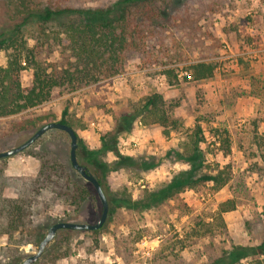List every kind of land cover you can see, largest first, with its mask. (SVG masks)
Returning <instances> with one entry per match:
<instances>
[{
  "label": "rangeland",
  "instance_id": "obj_1",
  "mask_svg": "<svg viewBox=\"0 0 264 264\" xmlns=\"http://www.w3.org/2000/svg\"><path fill=\"white\" fill-rule=\"evenodd\" d=\"M31 1L84 7L108 6L116 0ZM173 6L172 28L160 41L150 38L145 53L130 51L119 74L74 90L58 87L47 102L0 117V151L23 143L42 125L60 121L65 111L87 145L97 148L121 111L159 92L178 126L165 132L137 119L134 136L119 144L120 154L132 161L108 175L111 189L128 186L139 198L145 189L188 168L166 153L181 144L195 124L202 126L207 138L205 170L216 172L219 166L227 182L220 188L212 182L200 184L157 208L119 207L99 232L60 229L39 264H209L235 244L264 240V0H174ZM20 22L14 5L0 0V39L11 35ZM60 30L56 24L37 21L22 26L12 34L16 44L0 49V66H6L9 54L23 44L34 48L43 64L61 63L67 51L60 44ZM201 61L215 64L213 76L188 77V67ZM170 69L177 77L168 73ZM21 79L29 86L33 70H24ZM35 116L46 119L37 128L12 131V122ZM224 140L228 150L221 148ZM70 142L67 133L48 130L33 151L58 150L66 163ZM106 159L112 162L117 156L109 152ZM142 160L157 165L144 169ZM39 166V157L25 151L0 158V264H20L35 253L41 242L36 234L44 238L56 222L96 223L101 217L102 203L92 184L87 187L93 195L86 198L56 194L36 182ZM229 199L235 207L220 212L219 205ZM11 200L22 202L27 213L25 225L16 230L8 228Z\"/></svg>",
  "mask_w": 264,
  "mask_h": 264
},
{
  "label": "trees",
  "instance_id": "obj_2",
  "mask_svg": "<svg viewBox=\"0 0 264 264\" xmlns=\"http://www.w3.org/2000/svg\"><path fill=\"white\" fill-rule=\"evenodd\" d=\"M173 3L174 0H116L108 6L76 7L50 1L38 5L31 0H7L9 7L14 5L17 19L21 18L12 34L31 21L56 24L61 28L58 38L67 54L61 63L43 64L36 58L35 49L26 44L11 52L7 65L0 66V117L16 115L47 102L58 87L74 90L119 74L130 51L145 53L150 38L160 41L163 32L172 28ZM12 34H4L0 39V49L8 50L16 44V37ZM215 67L214 63L205 61L191 64L188 77L195 80L209 78L213 76ZM27 68L33 70V79L29 86H23L21 75ZM168 73L177 77L174 69L168 70ZM66 113H63L60 121L76 130L78 160L102 185L109 202V216L119 207L141 210L157 208L200 184L212 182L220 188L228 180L224 169L219 166L216 172L205 170L207 163L204 145L207 138L202 126L195 124L184 141L177 147L169 148L166 153L167 158L186 164L188 168L177 171L169 181L156 188L145 189L139 198L133 197L128 186L119 191L111 189L108 175L132 161V157L120 154L119 144L131 133L137 119L146 125L157 124L165 132L178 126V119L172 117L164 96L159 92L147 96L131 110L121 111L114 127L101 135L100 146L97 148L87 145L76 126L67 120ZM44 119L42 116L25 117L12 122L11 129L15 132L34 129ZM49 131L66 133L56 128ZM35 145L24 151L40 159L36 182H41L40 185L59 195L71 198L91 196L92 192L87 187L91 183L73 168L70 156L63 163L58 150L48 151L49 148H45L38 153L33 151ZM221 148L229 149L227 140L221 142ZM109 152L114 153L117 159L108 161L106 157ZM262 161L264 163V157ZM142 162L144 169L157 165L156 162ZM73 174L85 184H81ZM234 207L235 202L229 199L219 205V211L227 212ZM25 209L22 202L10 201L7 210L10 230L25 225ZM100 229L92 232H99ZM36 237L37 241L43 239L41 233H37ZM34 264H39V261ZM209 264H264V240L256 245L235 244Z\"/></svg>",
  "mask_w": 264,
  "mask_h": 264
},
{
  "label": "water",
  "instance_id": "obj_3",
  "mask_svg": "<svg viewBox=\"0 0 264 264\" xmlns=\"http://www.w3.org/2000/svg\"><path fill=\"white\" fill-rule=\"evenodd\" d=\"M60 129L65 131L70 137V159L72 166L75 170H77L87 181H89L95 188L100 201L102 203V214L100 219L96 223H85V222H73V221H59L54 223L49 229L45 237L41 240L38 245V249L35 253L26 257L20 264H34L36 263L42 254L45 251L47 245L54 240L57 235V232L60 229H74V230H97L100 229L108 219L109 214V202L105 191L100 184L99 180L91 173L87 167L81 164L77 157V148H78V134L76 130L61 121H52L42 125L33 135H31L27 140L23 143L10 148L8 150L0 151V158L11 157L16 154L23 152L29 146L34 144L45 132L50 129Z\"/></svg>",
  "mask_w": 264,
  "mask_h": 264
},
{
  "label": "built area",
  "instance_id": "obj_4",
  "mask_svg": "<svg viewBox=\"0 0 264 264\" xmlns=\"http://www.w3.org/2000/svg\"><path fill=\"white\" fill-rule=\"evenodd\" d=\"M251 1L256 2V3H260V2H262V0H251ZM263 11H264V9H263ZM255 13H258V10H255ZM261 15L264 16V12H263V14H261ZM137 125H138V126H143L141 121H138V122H137Z\"/></svg>",
  "mask_w": 264,
  "mask_h": 264
},
{
  "label": "crops",
  "instance_id": "obj_5",
  "mask_svg": "<svg viewBox=\"0 0 264 264\" xmlns=\"http://www.w3.org/2000/svg\"><path fill=\"white\" fill-rule=\"evenodd\" d=\"M139 128L145 129V128H143V127H139ZM133 136H134V134L130 133L125 139H127V138H131V137H133Z\"/></svg>",
  "mask_w": 264,
  "mask_h": 264
}]
</instances>
